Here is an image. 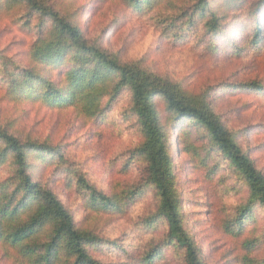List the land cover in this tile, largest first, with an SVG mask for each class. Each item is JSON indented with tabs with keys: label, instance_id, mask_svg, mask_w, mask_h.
Instances as JSON below:
<instances>
[{
	"label": "rangeland",
	"instance_id": "1",
	"mask_svg": "<svg viewBox=\"0 0 264 264\" xmlns=\"http://www.w3.org/2000/svg\"><path fill=\"white\" fill-rule=\"evenodd\" d=\"M41 1L122 63L139 61L184 91L204 94L264 175V0H156L142 12L122 0ZM212 20L217 26L208 30ZM256 20L258 40L252 29ZM50 27L48 18L24 5L0 10V128L52 150L45 161H32L29 172L55 194L77 229L97 238L88 247L92 259L101 264H183L180 251L166 246L164 223L151 219L156 205L153 193L144 188V164L131 155L142 137L126 113L127 92L112 101L102 99L97 117L74 106L58 109L10 94V79L19 78L23 69L39 70L56 86L63 83L62 74L72 66L69 58L63 66L45 70L28 57L32 44ZM156 106L164 123L163 102ZM173 125L177 130L169 142L176 191L186 230L203 262L244 264L248 253L264 264V211L254 207L241 228L234 224L246 203V188L212 152L203 130L180 120ZM13 174L9 159L0 166V183ZM79 179L107 197L124 196L122 211H92ZM155 251L159 257H148ZM0 264L23 263L17 251L0 244Z\"/></svg>",
	"mask_w": 264,
	"mask_h": 264
},
{
	"label": "trees",
	"instance_id": "2",
	"mask_svg": "<svg viewBox=\"0 0 264 264\" xmlns=\"http://www.w3.org/2000/svg\"><path fill=\"white\" fill-rule=\"evenodd\" d=\"M122 1L140 12L156 4V0ZM12 5H24L50 20V29L29 49L30 61L49 70L63 66L69 58L72 66L62 74L63 83L58 86L39 70H20L19 78L10 79V94L21 100L36 98L58 109L74 106L88 117H97L102 113V99L112 101L120 92H127L130 105L126 113L136 123L142 137L131 155L144 164V188L153 193L156 205L151 219L164 223L166 246L180 251L183 264L205 263L186 230L176 191L173 145L169 142L171 133L177 130L173 125L175 121L203 130L212 152L246 188V203L233 218L234 224L241 228L250 219L254 207L264 211V175L239 145L236 133L225 128L204 94L184 91L179 84L150 73L139 61L122 63L116 55L90 44L79 27L41 0H0V10L10 9ZM203 9L200 6L198 11L203 12ZM211 22L207 24L208 30L217 26L216 21ZM252 29L254 40H258L261 35L258 20ZM159 101L168 114L164 123L159 119L156 106ZM176 138L174 136V141ZM52 155L48 147L28 139L21 141L0 128V166L9 159L14 166L13 176L0 183V244L17 251L23 264H101L88 252V247L98 242L97 238L77 229L71 214L55 194L32 179L29 172L32 161L43 162ZM78 185L86 193L87 205L92 211H122L124 196L107 197L82 179ZM131 195L134 197L135 192ZM160 253L155 251L148 257H159ZM243 262L259 264L249 259L248 253L243 256Z\"/></svg>",
	"mask_w": 264,
	"mask_h": 264
}]
</instances>
